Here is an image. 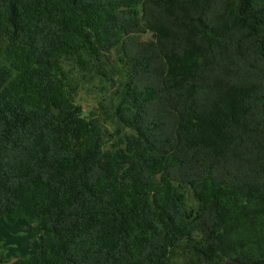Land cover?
Segmentation results:
<instances>
[{
    "label": "trees",
    "instance_id": "trees-1",
    "mask_svg": "<svg viewBox=\"0 0 264 264\" xmlns=\"http://www.w3.org/2000/svg\"><path fill=\"white\" fill-rule=\"evenodd\" d=\"M116 50L106 146L65 64ZM45 217L0 263L264 264V0H0V218Z\"/></svg>",
    "mask_w": 264,
    "mask_h": 264
},
{
    "label": "rangeland",
    "instance_id": "rangeland-1",
    "mask_svg": "<svg viewBox=\"0 0 264 264\" xmlns=\"http://www.w3.org/2000/svg\"><path fill=\"white\" fill-rule=\"evenodd\" d=\"M153 37V32L149 31L143 34L142 39L149 40ZM119 56L120 51L116 50L113 53L114 61L103 58L102 61L84 65L77 61H67L65 64L70 76L77 83V91L74 94L75 102L83 107L85 115L92 111L102 114L106 146H112L127 132H130L118 120L108 115L109 113H105L115 99L116 82L120 81L124 75L121 64L118 63ZM180 201L185 206L187 217L190 220L200 216L201 201L191 184H180ZM48 223L49 217H45L37 226L23 220H19L14 225H7L0 218V243L3 245L0 252L4 253V255L0 253V257L15 259L33 253L38 247L41 231ZM172 264H188V261L184 256L178 255L173 258Z\"/></svg>",
    "mask_w": 264,
    "mask_h": 264
}]
</instances>
